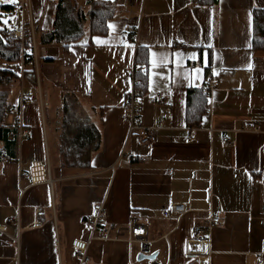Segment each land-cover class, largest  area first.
<instances>
[{
	"label": "crops",
	"instance_id": "crops-1",
	"mask_svg": "<svg viewBox=\"0 0 264 264\" xmlns=\"http://www.w3.org/2000/svg\"><path fill=\"white\" fill-rule=\"evenodd\" d=\"M18 1L13 29L26 30L35 51L12 104L23 94L31 102L22 131L9 117L0 142V225L19 215L23 231L19 245L15 227L0 239V264H81L72 245L90 240L85 219L95 204L115 231L108 240L94 233L87 264H264V132L255 131L264 125V46L255 47L253 27L264 0H104L113 6L108 32L93 35L86 22L71 46L41 40L60 0ZM71 1L85 16L92 10V0ZM139 71L144 123L158 127L149 145L131 139L123 120ZM207 79L220 86L191 115L189 93ZM80 112L101 135L85 168L64 164L61 149L66 117ZM36 161L51 183L23 178ZM175 203L187 213H172ZM211 216L223 224L197 239ZM139 227L155 259L128 241Z\"/></svg>",
	"mask_w": 264,
	"mask_h": 264
},
{
	"label": "trees",
	"instance_id": "trees-1",
	"mask_svg": "<svg viewBox=\"0 0 264 264\" xmlns=\"http://www.w3.org/2000/svg\"><path fill=\"white\" fill-rule=\"evenodd\" d=\"M195 1L199 4H215L217 0ZM91 6L92 10L85 16L71 0H60L54 30L42 34V43L58 42L71 46L83 36L86 22L89 23L93 35H105L108 32V20L113 16V6L109 1L104 0H92ZM4 8L8 11L13 10L11 6H5ZM253 27L255 47L264 46V16L262 12H255ZM26 38V41L22 44L21 39L10 37L6 29L0 30V63L18 65L21 61H24L26 66L33 69L32 41L30 36L27 35ZM23 48L26 50L25 54ZM30 74L31 72L28 69L25 72V77ZM135 79L138 82V87L144 93L147 86L146 74L139 71ZM21 81L22 78L16 72L0 68V142L3 143L7 142L10 133L7 120L11 117L13 90L18 87ZM8 86L12 87L10 93L5 90ZM206 99L203 88L190 92L189 114H202ZM73 115L69 113V116L66 117L62 135L61 149L64 164L71 167H89L92 153L99 149L101 135L99 130L92 124L89 116L83 112H80L77 116Z\"/></svg>",
	"mask_w": 264,
	"mask_h": 264
},
{
	"label": "built area",
	"instance_id": "built-area-1",
	"mask_svg": "<svg viewBox=\"0 0 264 264\" xmlns=\"http://www.w3.org/2000/svg\"><path fill=\"white\" fill-rule=\"evenodd\" d=\"M7 34L12 38L21 39L22 44L26 41V30H15L12 27H8L6 29ZM185 46V44H182ZM35 51V47L33 46V52ZM29 52V51H28ZM23 53H26V50L23 48ZM26 64L24 61H21L18 65H13L9 63H0V68L11 70L16 72L22 79L25 76ZM133 87L127 95V100L125 104V112L123 115V120L129 126V137L138 141L142 145H149L155 143L157 140V130L158 127H148L144 123V119L140 110L141 104V96L143 94L142 90L138 87V82L136 79L133 81ZM220 83L217 80L207 79L203 86L204 95L209 98L212 96V93L215 89L219 88ZM166 98L164 96H158L155 103L164 102ZM31 102L29 95H21L18 101L12 105L10 115L14 118V126L20 130L23 129V109L24 107ZM256 132H264V125L262 128H256ZM21 136H26V133H21ZM130 160V158H127ZM23 178L27 179L31 182L32 185L38 184H46L51 183L50 179V171L46 164L36 161L33 162L30 169L23 174ZM188 208L186 205L181 203H175L172 205L171 212L181 217L185 213H187ZM37 217H42L44 215L43 209H38L36 211ZM165 214L168 215L167 212ZM106 210L102 204H95L92 212L86 217L85 222L90 227L91 237L90 240L93 239V235L96 231H101L103 234V239H111L113 232L115 231V224L112 222H108L105 219ZM223 220L218 216H211L208 221V225L206 227L196 228L195 229V237L197 239H202L206 232L216 226L222 225ZM42 226L41 221H36L33 225V228H40ZM11 227H15L16 235L13 238L14 242L19 245L20 236L23 231L21 227V220L19 215L17 217H9L6 219L5 223L0 225V239H6L9 236V229ZM132 238L130 237L128 241L130 243L140 242L142 253H150L151 252V243L148 240H144L145 229L142 227L135 228L131 233ZM89 241H81L75 240L73 242V249L77 258L79 259L81 264H87L90 262V257L88 254L89 251ZM154 264H160L154 262Z\"/></svg>",
	"mask_w": 264,
	"mask_h": 264
},
{
	"label": "rangeland",
	"instance_id": "rangeland-1",
	"mask_svg": "<svg viewBox=\"0 0 264 264\" xmlns=\"http://www.w3.org/2000/svg\"><path fill=\"white\" fill-rule=\"evenodd\" d=\"M5 6H13L14 8L12 11H8L4 8ZM18 6V0H0V30H5L8 27L17 28L18 23L20 25L22 20V11ZM26 68H29V66H27ZM23 79H25V76ZM11 89L12 87L9 86L5 88V90L9 91V93Z\"/></svg>",
	"mask_w": 264,
	"mask_h": 264
},
{
	"label": "water",
	"instance_id": "water-1",
	"mask_svg": "<svg viewBox=\"0 0 264 264\" xmlns=\"http://www.w3.org/2000/svg\"><path fill=\"white\" fill-rule=\"evenodd\" d=\"M141 256L144 257V258L155 259L153 256H152V257H150V256H146L145 253H142Z\"/></svg>",
	"mask_w": 264,
	"mask_h": 264
}]
</instances>
